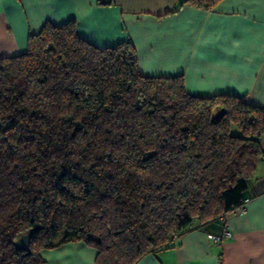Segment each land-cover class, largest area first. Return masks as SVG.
<instances>
[{"label":"trees","instance_id":"trees-1","mask_svg":"<svg viewBox=\"0 0 264 264\" xmlns=\"http://www.w3.org/2000/svg\"><path fill=\"white\" fill-rule=\"evenodd\" d=\"M262 136L264 107L190 94L180 75L140 74L129 41L98 48L74 20L46 22L0 57V264L70 242L96 264L174 246L247 200Z\"/></svg>","mask_w":264,"mask_h":264},{"label":"crops","instance_id":"crops-1","mask_svg":"<svg viewBox=\"0 0 264 264\" xmlns=\"http://www.w3.org/2000/svg\"><path fill=\"white\" fill-rule=\"evenodd\" d=\"M185 0H0V57L26 51L43 24L74 20L98 48L129 41L144 76H182L193 95L228 94L264 107V0H217L208 10ZM264 153V136L260 139ZM244 211L195 228L136 264H264V157L257 160ZM44 264H96V250L70 242L39 252Z\"/></svg>","mask_w":264,"mask_h":264},{"label":"built area","instance_id":"built-area-1","mask_svg":"<svg viewBox=\"0 0 264 264\" xmlns=\"http://www.w3.org/2000/svg\"><path fill=\"white\" fill-rule=\"evenodd\" d=\"M247 200H245L240 206L236 207L235 210L231 213H241L244 211V207H245V203ZM230 214H222L220 215L219 219L223 222V230L220 236H214L211 235L210 238L214 241H222L223 239L226 238H230L231 237V233L228 230V225L226 222V218L229 216Z\"/></svg>","mask_w":264,"mask_h":264},{"label":"water","instance_id":"water-1","mask_svg":"<svg viewBox=\"0 0 264 264\" xmlns=\"http://www.w3.org/2000/svg\"><path fill=\"white\" fill-rule=\"evenodd\" d=\"M110 0H101L102 4H107L109 3ZM32 234V230H29L28 232L20 235L14 242V246L16 248H19L21 250L27 251L29 249V241H30V236Z\"/></svg>","mask_w":264,"mask_h":264},{"label":"rangeland","instance_id":"rangeland-1","mask_svg":"<svg viewBox=\"0 0 264 264\" xmlns=\"http://www.w3.org/2000/svg\"><path fill=\"white\" fill-rule=\"evenodd\" d=\"M40 256V254H38Z\"/></svg>","mask_w":264,"mask_h":264}]
</instances>
